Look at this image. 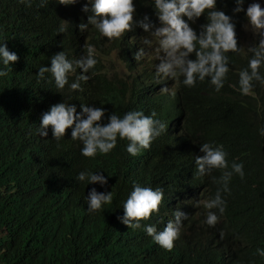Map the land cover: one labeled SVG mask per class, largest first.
<instances>
[{
  "label": "trees",
  "instance_id": "16d2710c",
  "mask_svg": "<svg viewBox=\"0 0 264 264\" xmlns=\"http://www.w3.org/2000/svg\"><path fill=\"white\" fill-rule=\"evenodd\" d=\"M253 2L245 0V11L234 13L235 0H217V9L236 23L240 47L246 9ZM40 3L31 0L28 7L20 0H0V43L19 57L7 67L8 75L0 77V264H106V205L90 213L86 203L92 188L106 192V186L76 180L84 170L106 177V155L84 157L82 144L71 139V128L59 142L51 127L47 137L37 132L42 114L61 102L74 104L78 113L83 103L103 107L106 124V38L95 30L79 29L93 14L83 11L88 0L67 6L56 0H48L44 7ZM134 4L135 20L148 16L150 23L160 26L153 0ZM183 18L197 33L207 23L206 14L195 23ZM62 23L65 33L58 32ZM144 37L151 39L136 24L123 38L107 40V60L116 54L125 64L119 73L107 68V122L114 112L122 117L128 111L150 115L155 110L168 130L137 156H131L128 141L119 138L107 154V192L114 187L113 201L107 204V264H264L256 254L257 248H264V85L254 82L248 96L237 90L238 72L247 67L250 54H228L230 71L220 92L207 78L192 88L181 82L175 87V102L173 96L159 94L174 82H157L155 65L160 61L135 59L141 47L154 52L142 44ZM87 38L96 45L98 63L88 73L90 79L81 81L82 91L66 86L63 93L57 92L49 73L38 80L39 67L50 66L54 54L65 51L70 60L82 55ZM80 73L82 69L71 74L70 82ZM203 143L223 145L229 165L233 161L244 165V178L233 174L230 192L223 194L226 208L223 214L216 210L215 227L204 223V209L189 202L212 197L217 188L207 175L194 177L195 157L203 155ZM221 174L212 173L217 178ZM136 183L160 187L165 197L158 214L131 229L118 217L124 215L122 205ZM176 210L188 214V219L168 251L145 228L154 225L162 230Z\"/></svg>",
  "mask_w": 264,
  "mask_h": 264
},
{
  "label": "clouds",
  "instance_id": "9594fccd",
  "mask_svg": "<svg viewBox=\"0 0 264 264\" xmlns=\"http://www.w3.org/2000/svg\"><path fill=\"white\" fill-rule=\"evenodd\" d=\"M20 2L31 7V0H20ZM56 2L67 6L77 3L78 0H56ZM153 2L160 22L159 27L150 23L148 16H144L139 21L134 19L136 16L134 0H88V4L92 7L89 9L88 4H85L83 11H91L93 14L88 17L87 23L79 25V29L81 32L95 30L111 42L123 38L134 25L139 24L151 36V39L142 38V44L154 48V52H146L141 47L135 59L137 61L153 57L158 59L160 63L155 65L157 82L164 84L168 80L174 81L171 87L164 86L160 89L161 95L175 97V87L179 83L182 82L184 86L192 88L196 86L197 81L204 82L206 78L215 91L220 92L230 71L229 53L250 54L247 67L238 72L237 90L241 95H252L254 82L264 85V74L261 73V69L264 68V8L260 3L253 2L246 9L248 23L244 25V29L253 32L258 42L245 48L239 46L233 17L217 9V0H153ZM47 3L48 0H41L40 6L44 7ZM244 3L245 0H235L236 7L233 12H244ZM205 14L207 23L200 26L199 33L183 18L186 16L195 23ZM66 31L67 27L62 23L58 32ZM88 40L89 38L84 44L83 54L75 59L70 60L65 51L54 54L50 58V66L39 67L38 80H44L45 74L49 73L57 92L63 93L66 86L69 91H82L81 81L87 82L90 79L88 73L98 63L97 50ZM18 60V55L10 52L6 43H0V64L4 66L0 69V77L7 76V67ZM77 69H82V73L70 82V75L76 73ZM230 86L236 88L235 84ZM81 108L82 111L78 113L76 106L68 102L52 105L49 111L42 114L37 129L39 136L47 137L48 129L51 127L54 140L59 142L65 138L67 130L71 128V139L82 144L81 154L86 158L94 159L98 153L107 155L114 150L118 138L127 140L126 151L131 156H137L142 150L149 149L152 142L168 130V125L156 118L158 114L155 110L150 115L138 110L128 111L122 117L114 112L104 124L102 123L105 117L103 107L83 103ZM261 135H264V129L261 130ZM200 151L203 155L195 157L194 177L207 175L217 188L214 196L189 202L198 209H204V223L215 227L219 221L216 210L223 214L226 208L223 194L230 192L229 182L233 174L239 175L241 179L244 178V165L235 161L229 165L228 154L223 145L203 143ZM214 170H221L222 174L219 178L212 175ZM97 173L84 170L79 172L76 180L106 186L108 184L106 177ZM113 189L110 192H98L96 188H92L86 200L88 211L98 212L103 205L111 204L114 197ZM164 197L162 188L153 189L136 183L122 205L124 215L118 219L131 229L140 228L141 221L150 219L154 213H159ZM187 219L188 214L176 210L173 212V219L168 220L162 230L158 231L154 225H147L145 231L156 244L171 251L174 242L180 238L183 221ZM221 236L223 237L222 232ZM256 254L264 258V248H257Z\"/></svg>",
  "mask_w": 264,
  "mask_h": 264
},
{
  "label": "rangeland",
  "instance_id": "374dc122",
  "mask_svg": "<svg viewBox=\"0 0 264 264\" xmlns=\"http://www.w3.org/2000/svg\"><path fill=\"white\" fill-rule=\"evenodd\" d=\"M254 2H257V3H260L261 4V7L264 8V0H254ZM248 23V20L245 21L244 25ZM257 39V37L254 35L253 32H251L250 30L249 31H246L244 29V26H243V35H242V44L245 48H247L249 46V44L253 41H255ZM149 49L152 51L153 48H150ZM110 60H107V68L110 72L112 73H119V72H122L124 71V68H125V64L120 61L118 59V57L116 56V54H113L111 57H110ZM104 64L106 65V58H104ZM174 84V82L172 83H169V86L171 87L172 85ZM175 102H176V95H175ZM165 116L167 117V119L169 118V111H167L165 113Z\"/></svg>",
  "mask_w": 264,
  "mask_h": 264
},
{
  "label": "bare ground",
  "instance_id": "6f19581e",
  "mask_svg": "<svg viewBox=\"0 0 264 264\" xmlns=\"http://www.w3.org/2000/svg\"><path fill=\"white\" fill-rule=\"evenodd\" d=\"M96 46V45H95ZM97 49V48H96Z\"/></svg>",
  "mask_w": 264,
  "mask_h": 264
}]
</instances>
